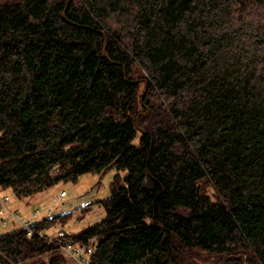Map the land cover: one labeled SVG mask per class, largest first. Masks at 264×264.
Listing matches in <instances>:
<instances>
[{
	"label": "trees",
	"instance_id": "obj_1",
	"mask_svg": "<svg viewBox=\"0 0 264 264\" xmlns=\"http://www.w3.org/2000/svg\"><path fill=\"white\" fill-rule=\"evenodd\" d=\"M110 168L101 218L51 236L88 264H264V0H0V191ZM55 242L14 227L0 264Z\"/></svg>",
	"mask_w": 264,
	"mask_h": 264
},
{
	"label": "rangeland",
	"instance_id": "obj_2",
	"mask_svg": "<svg viewBox=\"0 0 264 264\" xmlns=\"http://www.w3.org/2000/svg\"><path fill=\"white\" fill-rule=\"evenodd\" d=\"M136 141L137 137L134 139V143H136ZM57 170L58 167L55 166L51 172L54 174ZM116 172L117 171L114 168H110L104 174L86 173L81 175L76 183L71 181L59 182L44 192H38L23 198L15 196L10 190L4 192L9 194L11 198V200L8 201L9 208L15 210V212L18 211L21 216L30 213V211L36 207L42 209L44 206H49L50 204L53 207L46 210V213H48L46 215L65 211L73 212L71 218L65 224L61 225L59 221L57 222H59L61 229L67 228L69 230H78L101 218L103 208L97 203L96 199H102L109 195L108 185ZM121 174H123V172ZM97 181H99L102 186L97 185ZM59 191H64L65 196L58 200L56 195ZM208 193L212 195L213 190L208 188ZM90 200H95V203L90 207H84ZM2 217L8 219L9 222L7 225L2 224ZM14 227H17V224L13 222L8 214L0 215V234L7 232ZM47 235L53 236V232L48 230ZM57 254L65 259L66 264H71L70 260L60 253L59 248ZM131 264L140 263L134 262Z\"/></svg>",
	"mask_w": 264,
	"mask_h": 264
},
{
	"label": "built area",
	"instance_id": "obj_3",
	"mask_svg": "<svg viewBox=\"0 0 264 264\" xmlns=\"http://www.w3.org/2000/svg\"><path fill=\"white\" fill-rule=\"evenodd\" d=\"M65 196V192L61 191L57 195V199H61ZM10 195L0 191V215L8 214L9 217L17 224L18 227L23 228L28 235L37 234L38 236L45 237L52 242H55L51 236L47 235L49 229H36L33 227V223L42 213L40 210H35L31 216H21L18 212H15L9 208L8 201ZM3 225L8 224V219L2 217ZM60 226L59 222L52 225L51 229L55 230ZM95 239L93 237L83 240L77 244H72L69 241L55 242L58 245L59 251L73 264H88V258L93 251Z\"/></svg>",
	"mask_w": 264,
	"mask_h": 264
},
{
	"label": "crops",
	"instance_id": "obj_4",
	"mask_svg": "<svg viewBox=\"0 0 264 264\" xmlns=\"http://www.w3.org/2000/svg\"><path fill=\"white\" fill-rule=\"evenodd\" d=\"M102 186V185H101ZM59 192H61V191H59ZM59 192L57 193V195L59 194ZM5 193V192H4ZM7 194V193H6ZM56 195V196H57ZM10 200H11V198H10ZM50 207H53L51 204L49 205V206H44L42 209H39L38 207H36V208H34V209H32V211H30V213H28V214H25V215H22V216H31L32 215V213L35 211V210H40L42 213L40 214V216H42V215H45V214H48V213H46V210L48 209V208H50ZM13 210V209H12ZM13 211H15V210H13ZM16 212H18V211H16ZM19 213V212H18ZM102 215H103V213H102ZM39 216V217H40ZM48 216V215H47ZM38 217V218H39ZM37 218V219H38ZM60 229V226L56 229V231L55 230H53V229H49L51 232H53V235H54V237H56V234H57V231ZM73 264H75V263H73Z\"/></svg>",
	"mask_w": 264,
	"mask_h": 264
},
{
	"label": "water",
	"instance_id": "obj_5",
	"mask_svg": "<svg viewBox=\"0 0 264 264\" xmlns=\"http://www.w3.org/2000/svg\"><path fill=\"white\" fill-rule=\"evenodd\" d=\"M106 45H107V39H106V36L104 35V53H105V47H106ZM146 87H147V85H146ZM145 91H146V88H145ZM146 113H144V114H146Z\"/></svg>",
	"mask_w": 264,
	"mask_h": 264
}]
</instances>
